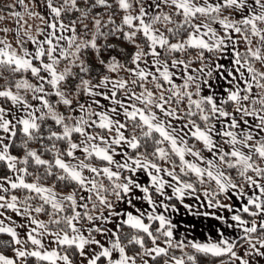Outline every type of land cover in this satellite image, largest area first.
I'll use <instances>...</instances> for the list:
<instances>
[{
	"label": "snow or ice",
	"instance_id": "obj_1",
	"mask_svg": "<svg viewBox=\"0 0 264 264\" xmlns=\"http://www.w3.org/2000/svg\"><path fill=\"white\" fill-rule=\"evenodd\" d=\"M0 264H264V0H0Z\"/></svg>",
	"mask_w": 264,
	"mask_h": 264
}]
</instances>
